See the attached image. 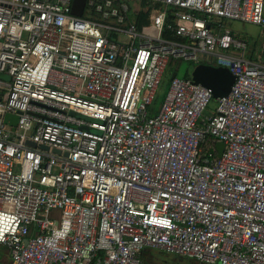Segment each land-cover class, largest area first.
<instances>
[{
  "label": "built area",
  "instance_id": "2783aa9c",
  "mask_svg": "<svg viewBox=\"0 0 264 264\" xmlns=\"http://www.w3.org/2000/svg\"><path fill=\"white\" fill-rule=\"evenodd\" d=\"M146 1L138 30L113 0L87 2L102 22L0 0V264H264V0ZM173 60L227 68L230 93L174 76L150 114Z\"/></svg>",
  "mask_w": 264,
  "mask_h": 264
},
{
  "label": "rangeland",
  "instance_id": "374dc122",
  "mask_svg": "<svg viewBox=\"0 0 264 264\" xmlns=\"http://www.w3.org/2000/svg\"><path fill=\"white\" fill-rule=\"evenodd\" d=\"M139 3V0H126L124 2L122 1L120 4H118V6H125L126 10L129 8L131 9V12H136L139 10ZM223 24L235 34L247 39L249 46L253 50L257 51L259 48V35L262 30L259 26L233 20L226 21ZM195 65L196 64H192L185 60L171 61L165 70L162 82L156 95V99L151 107H155L156 110H158L167 91L169 79L173 74L178 78H182L184 75L190 77L191 71ZM215 104V102H212L209 106V110H213ZM5 251L6 249L3 246H0V260L5 257ZM142 254L145 259L151 260L154 264H202L194 259L181 257L175 254H167L159 249H145Z\"/></svg>",
  "mask_w": 264,
  "mask_h": 264
},
{
  "label": "water",
  "instance_id": "95a60500",
  "mask_svg": "<svg viewBox=\"0 0 264 264\" xmlns=\"http://www.w3.org/2000/svg\"><path fill=\"white\" fill-rule=\"evenodd\" d=\"M88 0H72L71 13L76 17H83L86 12ZM0 79L9 80L4 74L0 73ZM190 79L194 84H200L201 86L209 89L212 93L213 99H220L227 96L230 93L231 87L234 83V75L224 67H215L205 63H199L194 66L191 71ZM3 121L14 128L17 124V116L12 114H5ZM26 145L34 148L36 145L31 141H27ZM218 156L221 155L223 150V144L217 142L215 144ZM41 150L48 151L47 146H40ZM52 153L59 154V150L53 149Z\"/></svg>",
  "mask_w": 264,
  "mask_h": 264
},
{
  "label": "trees",
  "instance_id": "16d2710c",
  "mask_svg": "<svg viewBox=\"0 0 264 264\" xmlns=\"http://www.w3.org/2000/svg\"><path fill=\"white\" fill-rule=\"evenodd\" d=\"M122 1L124 2L126 0H113V5L114 6H118V4H120ZM139 2H140L139 3L140 4L139 10H137L136 12H131L130 11L131 9L128 8L127 9V12L125 13V16H126V18L129 21H131L135 25V27L138 30H141L143 27L148 26V24L150 22L149 21V16H150L151 10L154 9V8H159V5L158 4H153V3L148 2L146 0H139ZM99 3L103 4V2H99ZM85 13H86V16L87 17L90 16L91 19H93L94 21H96V22H102L100 20L101 14L95 11V5H93V6L87 5L86 12ZM169 21L170 20L167 19V22H169ZM164 34H165V37H167V38L176 39L175 37H173L172 34H168L167 32H164ZM174 76H176V75L173 74L170 77V79L172 77H174ZM183 77L184 78H188L187 75L186 76H183ZM156 111L157 110H156L155 107H151L150 108V114L153 115V114L156 113ZM142 258H143L144 262H146L147 264H154L151 260L145 259L143 255H142Z\"/></svg>",
  "mask_w": 264,
  "mask_h": 264
},
{
  "label": "crops",
  "instance_id": "0c3cea01",
  "mask_svg": "<svg viewBox=\"0 0 264 264\" xmlns=\"http://www.w3.org/2000/svg\"><path fill=\"white\" fill-rule=\"evenodd\" d=\"M155 9H157V8H154V9L151 10V12H150V16H151L152 11L155 10ZM150 16H149V21H150ZM149 23H150V22H149ZM148 25H149V24H148ZM145 27H146V26H145ZM143 28H144V27H143ZM184 76H186V75H184ZM182 78H184V77H182ZM145 263H146V262H145ZM146 264H147V263H146Z\"/></svg>",
  "mask_w": 264,
  "mask_h": 264
}]
</instances>
